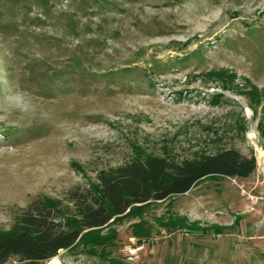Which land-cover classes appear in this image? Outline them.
Wrapping results in <instances>:
<instances>
[{
    "label": "rangeland",
    "instance_id": "rangeland-1",
    "mask_svg": "<svg viewBox=\"0 0 264 264\" xmlns=\"http://www.w3.org/2000/svg\"><path fill=\"white\" fill-rule=\"evenodd\" d=\"M227 149L256 170L83 229L41 264H264V0H0V231L35 201L82 229L75 192L99 196L102 173Z\"/></svg>",
    "mask_w": 264,
    "mask_h": 264
},
{
    "label": "trees",
    "instance_id": "trees-1",
    "mask_svg": "<svg viewBox=\"0 0 264 264\" xmlns=\"http://www.w3.org/2000/svg\"><path fill=\"white\" fill-rule=\"evenodd\" d=\"M256 167L254 158L235 149L194 161L176 162L158 156L132 161L99 176V196L88 191L82 194L75 192L82 229L64 228L56 221L52 208L45 203L35 201L23 209L21 226L0 231V264L13 257L29 264H41L55 257L60 250L71 249L78 244L85 238L83 229L95 233L109 226L113 219L130 214L136 207L185 194L205 178H247ZM134 235L141 238L150 234L148 231H134ZM116 240L114 231L108 242Z\"/></svg>",
    "mask_w": 264,
    "mask_h": 264
},
{
    "label": "built area",
    "instance_id": "built-area-1",
    "mask_svg": "<svg viewBox=\"0 0 264 264\" xmlns=\"http://www.w3.org/2000/svg\"><path fill=\"white\" fill-rule=\"evenodd\" d=\"M146 250V246L143 243H134L127 249V254L131 257H139Z\"/></svg>",
    "mask_w": 264,
    "mask_h": 264
},
{
    "label": "bare ground",
    "instance_id": "bare-ground-1",
    "mask_svg": "<svg viewBox=\"0 0 264 264\" xmlns=\"http://www.w3.org/2000/svg\"><path fill=\"white\" fill-rule=\"evenodd\" d=\"M55 264H60V261L58 259L54 260Z\"/></svg>",
    "mask_w": 264,
    "mask_h": 264
}]
</instances>
